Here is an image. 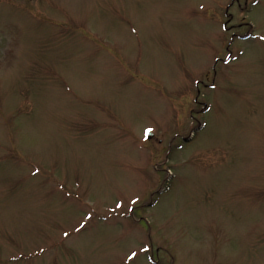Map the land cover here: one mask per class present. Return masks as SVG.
<instances>
[{
    "label": "rangeland",
    "instance_id": "obj_1",
    "mask_svg": "<svg viewBox=\"0 0 264 264\" xmlns=\"http://www.w3.org/2000/svg\"><path fill=\"white\" fill-rule=\"evenodd\" d=\"M0 264H264V0H0Z\"/></svg>",
    "mask_w": 264,
    "mask_h": 264
},
{
    "label": "water",
    "instance_id": "obj_2",
    "mask_svg": "<svg viewBox=\"0 0 264 264\" xmlns=\"http://www.w3.org/2000/svg\"><path fill=\"white\" fill-rule=\"evenodd\" d=\"M191 138H192V135H191V137H189V138H187V139H185V140H186V141H189Z\"/></svg>",
    "mask_w": 264,
    "mask_h": 264
},
{
    "label": "snow or ice",
    "instance_id": "obj_3",
    "mask_svg": "<svg viewBox=\"0 0 264 264\" xmlns=\"http://www.w3.org/2000/svg\"><path fill=\"white\" fill-rule=\"evenodd\" d=\"M149 131H151V129H149Z\"/></svg>",
    "mask_w": 264,
    "mask_h": 264
}]
</instances>
